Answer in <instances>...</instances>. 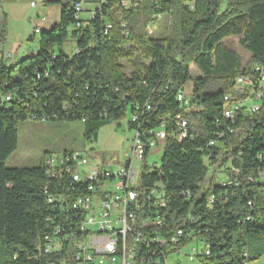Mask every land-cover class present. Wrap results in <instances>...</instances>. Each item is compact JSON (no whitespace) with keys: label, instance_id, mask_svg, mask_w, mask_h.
<instances>
[{"label":"trees","instance_id":"trees-1","mask_svg":"<svg viewBox=\"0 0 264 264\" xmlns=\"http://www.w3.org/2000/svg\"><path fill=\"white\" fill-rule=\"evenodd\" d=\"M75 1L45 0L60 7V23L50 32L41 31L37 53L19 62L0 56V239L5 264H38L46 218L57 209L47 202L46 189L56 190L44 163L33 168L6 165L18 147V124L30 119L82 122L86 139L96 140L102 127L127 114L130 129L144 141L164 119L169 133L175 116L189 121V136L178 142L170 135L161 168L147 170L142 182L164 191L173 226L195 232L203 246L198 263L260 259L264 85L258 112L242 107L229 120L224 109L225 99L235 96V81L251 75V66L264 67V0H141L137 9L108 0L91 9L97 12L95 19L82 18L79 28ZM157 16L167 18L166 32L158 38L148 31ZM107 23L112 25L108 32ZM70 37L75 50L68 54L62 46ZM235 37L251 55L247 66L224 44ZM5 38L4 20L0 44ZM123 61L130 64V74ZM191 65L201 76L190 97L196 110L185 112L177 94L191 79ZM187 192L190 196L183 197Z\"/></svg>","mask_w":264,"mask_h":264},{"label":"built area","instance_id":"built-area-1","mask_svg":"<svg viewBox=\"0 0 264 264\" xmlns=\"http://www.w3.org/2000/svg\"><path fill=\"white\" fill-rule=\"evenodd\" d=\"M107 1L99 0L96 5L100 9ZM140 1L119 0V3L125 9L131 6L137 9ZM84 2H74L77 28L82 25V13L87 12L90 20L97 15L96 10H85ZM31 7L36 8L37 3L31 2ZM191 10H194L193 5ZM111 29L112 25L107 23L105 30ZM34 32L38 35V28ZM124 34L127 37L130 32L124 31ZM0 56L6 61L13 57L3 51L2 44ZM249 78H256V85H249ZM263 85L264 67L256 65L249 77L242 76V85L234 87L235 93L250 91V105L236 103L228 96L225 118L234 120L235 112L242 107L247 113L258 112ZM6 101L9 102L10 97ZM177 102L185 112L196 110L183 90L178 92ZM189 125L185 117L177 115L171 121V133L167 131L166 119L145 141L135 131L124 165L92 164L89 154L82 151L46 158V174L56 190L51 193L46 189L47 202L57 209L46 218L48 230L36 257L38 264H167L168 256L181 254L186 245H199L194 231L170 222L164 191L157 185L144 186L142 182L144 173L150 169L147 158L152 151L161 154L170 135L178 142L186 139ZM229 131L234 132L231 128ZM188 196L189 192L183 194V197ZM204 250L206 254L207 248ZM199 254L193 247L188 261L198 262Z\"/></svg>","mask_w":264,"mask_h":264},{"label":"rangeland","instance_id":"rangeland-1","mask_svg":"<svg viewBox=\"0 0 264 264\" xmlns=\"http://www.w3.org/2000/svg\"><path fill=\"white\" fill-rule=\"evenodd\" d=\"M85 10L95 8L99 0H83ZM31 2H36L37 7H31ZM87 18L88 13L81 14ZM6 24V38L2 44L5 53L12 54V62H19L24 57L37 53L39 49V36L35 35V28L42 32H50L60 23V7L58 5L45 4V0H0V31L3 21ZM167 18L161 17L155 25L149 27L148 31L152 37H162L166 32ZM41 32V33H42ZM225 41L232 49L236 50L242 57L244 66L249 65L251 55L239 45V38ZM63 50L71 54L75 50V43L70 37L62 46ZM126 73H131L130 64L123 61ZM256 66V65H255ZM255 66H251L254 71ZM200 71L195 65H191V79L185 86V94L192 96L195 79L200 76ZM241 77V76H240ZM249 77V75L245 76ZM250 91L236 92L233 101L239 104H249ZM254 104V102H251ZM130 114L120 120L113 121L98 131L96 140L86 139L85 126L82 122H41L30 119L18 124V147L8 158V168H33L42 165L46 158L60 157L67 152L82 151L89 154L92 164L106 163L110 165H124L125 154L131 146L134 132L130 129ZM155 151L147 158V164L151 172L161 168V154ZM139 170V168L137 167ZM141 172V170H139ZM224 178L223 175L220 176ZM4 241L0 239V264H5L7 258L3 251ZM196 247L201 253V244H188L183 248L181 254L168 256L167 264H199L197 261L191 263L188 256L192 254V248ZM249 264H264V256L256 261L250 260Z\"/></svg>","mask_w":264,"mask_h":264},{"label":"bare ground","instance_id":"bare-ground-1","mask_svg":"<svg viewBox=\"0 0 264 264\" xmlns=\"http://www.w3.org/2000/svg\"><path fill=\"white\" fill-rule=\"evenodd\" d=\"M38 34H41V30L38 28ZM235 85H242V77L238 78L235 81ZM249 85H256V79L255 78H249ZM208 254V252H207ZM15 258L14 260H16ZM17 264H22V263H17Z\"/></svg>","mask_w":264,"mask_h":264},{"label":"crops","instance_id":"crops-1","mask_svg":"<svg viewBox=\"0 0 264 264\" xmlns=\"http://www.w3.org/2000/svg\"><path fill=\"white\" fill-rule=\"evenodd\" d=\"M91 1V0H90ZM92 2V1H91ZM31 5V4H30ZM1 32V31H0ZM235 38H239V40H240V37H235ZM230 39H234V38H230ZM227 41H230L229 39H226ZM225 40V41H226ZM224 41V44L227 46V47H229L227 44H226V42ZM240 45V44H239ZM230 49H232L231 47H229ZM232 50H234V49H232ZM234 51H236V50H234ZM237 52V51H236ZM238 53V52H237ZM239 54V53H238ZM240 55V54H239ZM199 75L201 76V73H199ZM199 77V76H198ZM197 77V78H198Z\"/></svg>","mask_w":264,"mask_h":264}]
</instances>
